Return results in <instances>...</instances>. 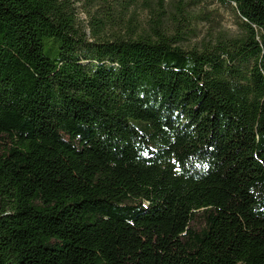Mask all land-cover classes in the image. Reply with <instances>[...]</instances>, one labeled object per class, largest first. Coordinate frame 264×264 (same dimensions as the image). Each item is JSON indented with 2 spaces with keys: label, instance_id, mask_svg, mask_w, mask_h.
I'll use <instances>...</instances> for the list:
<instances>
[{
  "label": "trees",
  "instance_id": "1",
  "mask_svg": "<svg viewBox=\"0 0 264 264\" xmlns=\"http://www.w3.org/2000/svg\"><path fill=\"white\" fill-rule=\"evenodd\" d=\"M77 1L0 0V264H264V0Z\"/></svg>",
  "mask_w": 264,
  "mask_h": 264
},
{
  "label": "rangeland",
  "instance_id": "2",
  "mask_svg": "<svg viewBox=\"0 0 264 264\" xmlns=\"http://www.w3.org/2000/svg\"><path fill=\"white\" fill-rule=\"evenodd\" d=\"M173 2L175 0H172ZM189 2L186 5L187 10L193 14L191 20L192 25L195 27V31L183 40L182 44L186 47L196 45L203 38H210L212 33L217 32L220 29H227L233 33L239 32L238 27V15L235 8V3H228L225 0H185ZM78 13L80 18L88 22L89 6L84 0L76 2ZM136 17L138 20V28L145 26L149 16L148 8L140 4L135 7ZM171 9L175 10V6ZM125 31H130L128 27Z\"/></svg>",
  "mask_w": 264,
  "mask_h": 264
}]
</instances>
